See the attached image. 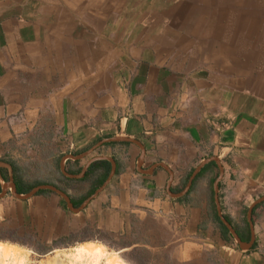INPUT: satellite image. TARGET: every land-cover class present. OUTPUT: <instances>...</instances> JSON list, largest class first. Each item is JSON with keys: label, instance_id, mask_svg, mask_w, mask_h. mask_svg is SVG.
Instances as JSON below:
<instances>
[{"label": "crops", "instance_id": "0c3cea01", "mask_svg": "<svg viewBox=\"0 0 264 264\" xmlns=\"http://www.w3.org/2000/svg\"><path fill=\"white\" fill-rule=\"evenodd\" d=\"M8 183L0 227L47 242L264 264V0H0Z\"/></svg>", "mask_w": 264, "mask_h": 264}, {"label": "rangeland", "instance_id": "374dc122", "mask_svg": "<svg viewBox=\"0 0 264 264\" xmlns=\"http://www.w3.org/2000/svg\"><path fill=\"white\" fill-rule=\"evenodd\" d=\"M61 203L63 207L69 208L65 200ZM0 241H13L20 245L13 250L9 249L15 253V258L0 256V264H92L79 256L76 250L82 243L89 241L105 245L104 257L99 264H118V261L119 264H175L165 253L127 248L130 239L108 236L87 228L47 242L30 229L0 227ZM194 264L222 263L219 256L204 254Z\"/></svg>", "mask_w": 264, "mask_h": 264}, {"label": "bare ground", "instance_id": "6f19581e", "mask_svg": "<svg viewBox=\"0 0 264 264\" xmlns=\"http://www.w3.org/2000/svg\"><path fill=\"white\" fill-rule=\"evenodd\" d=\"M15 246L0 243V256L2 257H12L15 258V253L10 251ZM10 249V250H9ZM78 255L85 258L86 261H91L92 264H99V262L104 257L105 247L100 244H94L91 242L80 245L76 248ZM115 259V258H114ZM117 262V260H116ZM119 264V261H118Z\"/></svg>", "mask_w": 264, "mask_h": 264}, {"label": "trees", "instance_id": "16d2710c", "mask_svg": "<svg viewBox=\"0 0 264 264\" xmlns=\"http://www.w3.org/2000/svg\"><path fill=\"white\" fill-rule=\"evenodd\" d=\"M109 164L105 161H97L91 164V166L88 169L87 176L93 177L92 181V193L102 185V183L106 180L108 173H109ZM92 180V178H91ZM44 192H39V194H42ZM91 243H95L92 241H89ZM1 243V242H0ZM88 243V242H85ZM83 244V243H82ZM100 244V243H98ZM11 245V244H9Z\"/></svg>", "mask_w": 264, "mask_h": 264}, {"label": "water", "instance_id": "95a60500", "mask_svg": "<svg viewBox=\"0 0 264 264\" xmlns=\"http://www.w3.org/2000/svg\"><path fill=\"white\" fill-rule=\"evenodd\" d=\"M104 185H105V183L99 188L98 191H100V190L103 188ZM7 187H11V188L13 189V184L8 183V184H5V185H4L3 190H2V192L0 193V198L3 197V195L5 194V190H6ZM49 188L52 189V190H54L55 192H57L61 197H63V199L66 201L68 207H69L73 212H78V211H79L80 209H82V208L87 204V202L90 200V198H89L88 200H86V202H85L80 208H78V209H74V208L72 207L70 201L67 199V197H66L63 193L59 192L58 190H55L54 188H51V187H49ZM98 191H96V192L93 194V196H94ZM36 192H37V190H33L29 195H32V194H34V193H36ZM14 195H15L17 198H26L27 196H29V195H27V196H17L15 193H14ZM93 196H92V197H93ZM222 222H223V223L225 224V226L230 230V232H231L233 235H235L234 232L232 231V229L229 227V225L226 223V221H225L224 219H222ZM241 246L244 247V248L247 247L246 245H243V244H241Z\"/></svg>", "mask_w": 264, "mask_h": 264}]
</instances>
